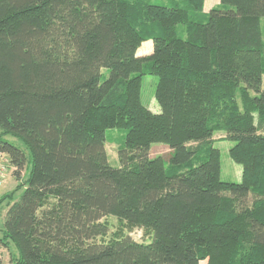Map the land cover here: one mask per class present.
I'll list each match as a JSON object with an SVG mask.
<instances>
[{
    "label": "trees",
    "instance_id": "1",
    "mask_svg": "<svg viewBox=\"0 0 264 264\" xmlns=\"http://www.w3.org/2000/svg\"><path fill=\"white\" fill-rule=\"evenodd\" d=\"M204 5L0 0V155L28 175L20 200H0L12 264H264V0ZM114 128L126 130L119 167ZM218 131L241 182L221 178ZM109 216L121 228L97 241ZM136 227L151 241L122 231Z\"/></svg>",
    "mask_w": 264,
    "mask_h": 264
},
{
    "label": "rangeland",
    "instance_id": "2",
    "mask_svg": "<svg viewBox=\"0 0 264 264\" xmlns=\"http://www.w3.org/2000/svg\"><path fill=\"white\" fill-rule=\"evenodd\" d=\"M163 2L168 3L169 0H161ZM220 4V0H205V5H204V10L209 11L213 7H217ZM261 28L263 32V37H264V16L261 18ZM184 27L179 26L178 32L179 35H184ZM150 41V40H148ZM147 42V41H146ZM145 43V42H144ZM152 43V40H151ZM144 45V44H143ZM145 46V45H144ZM142 47V46H141ZM158 84V77L156 75H146L143 79V103L145 106H147L149 109L151 108H158L160 107L156 97H155V92ZM263 88H264V77H263ZM107 143H106V148L107 152L109 155V162L111 165L115 167L121 166V161L119 157V151L121 148L125 146V141H126V130L122 129H108L107 130ZM225 133L218 131L216 133V147H218L221 151V162H222V173H221V178L225 182H241L242 180V170L243 167L241 164L235 162L230 155V149L234 145V142L225 140L224 139ZM11 142H13L15 145L21 147L27 152V157H28V162H30V157L28 155V149L24 147V144L20 142L17 139L13 138H7ZM27 150H26V149ZM171 152L172 150L170 149L169 146H167L164 143H153L151 146V155L152 157L156 156H162L166 162H169L170 157H171ZM0 164H4V166L7 168V174H6V179L4 182L0 185V189L2 192H6L5 194L12 193L14 191V199L15 201L20 200L25 187H20L21 184L26 181L27 176H24L22 180H18L14 174H13V169L9 163V161L6 159L4 156H0ZM28 173V172H27ZM4 195L0 197V200L4 198ZM107 221L110 224V232L107 236L103 238H98L97 241H109L112 239L114 234L120 230L121 226L119 224V221L112 217L109 216L107 218ZM122 231L124 233L130 234L136 241L138 242H145L148 243L151 241V236L145 234V231L142 228H134L132 230L127 231L125 228H122ZM2 249V256L3 259V264H12L10 262V251L13 255L17 254V249L14 245L10 247V250H5L2 245H0ZM1 264V263H0ZM203 264H206L204 262Z\"/></svg>",
    "mask_w": 264,
    "mask_h": 264
},
{
    "label": "crops",
    "instance_id": "3",
    "mask_svg": "<svg viewBox=\"0 0 264 264\" xmlns=\"http://www.w3.org/2000/svg\"><path fill=\"white\" fill-rule=\"evenodd\" d=\"M144 45H142V47L139 49V52L138 54L139 55H146V54H150L152 53L153 51V41L151 43V40L150 41H147L145 43H143ZM150 108V107H149ZM151 110L155 111V112H158L160 110V107L158 108H151ZM0 156H4L6 157L5 155H0ZM13 169V168H12ZM13 171V170H12ZM5 183V182H4ZM3 185V184H2ZM6 193V192H5ZM4 192H2V190L0 189V197L2 195L5 194ZM6 195V194H5ZM7 212V208H6V201L4 203H0V227H2V223H3V220H4V217H5V214ZM1 245V244H0ZM5 248V247H3ZM5 250H8L5 248ZM2 249L0 247V254H2ZM10 262H11V258H10ZM0 263L3 264V259H2V256L0 255Z\"/></svg>",
    "mask_w": 264,
    "mask_h": 264
},
{
    "label": "built area",
    "instance_id": "4",
    "mask_svg": "<svg viewBox=\"0 0 264 264\" xmlns=\"http://www.w3.org/2000/svg\"><path fill=\"white\" fill-rule=\"evenodd\" d=\"M6 174H7V168L4 166V164H0V185L6 179Z\"/></svg>",
    "mask_w": 264,
    "mask_h": 264
}]
</instances>
